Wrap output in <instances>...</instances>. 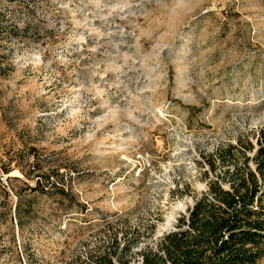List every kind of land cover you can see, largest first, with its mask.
Here are the masks:
<instances>
[{"label":"rangeland","instance_id":"1","mask_svg":"<svg viewBox=\"0 0 264 264\" xmlns=\"http://www.w3.org/2000/svg\"><path fill=\"white\" fill-rule=\"evenodd\" d=\"M0 7V264L73 263L117 221L154 244L196 160L264 126V0Z\"/></svg>","mask_w":264,"mask_h":264},{"label":"trees","instance_id":"2","mask_svg":"<svg viewBox=\"0 0 264 264\" xmlns=\"http://www.w3.org/2000/svg\"><path fill=\"white\" fill-rule=\"evenodd\" d=\"M7 21V11L0 7V27ZM196 163L206 189L179 214L172 230L150 245L141 238L152 237L155 224L109 223L103 238L69 264H256L263 259L264 126L255 143L245 136ZM11 164L2 161V171L9 173Z\"/></svg>","mask_w":264,"mask_h":264},{"label":"water","instance_id":"3","mask_svg":"<svg viewBox=\"0 0 264 264\" xmlns=\"http://www.w3.org/2000/svg\"><path fill=\"white\" fill-rule=\"evenodd\" d=\"M172 229H173V227H172V228L169 227V228L166 230V233L169 232V231L172 230Z\"/></svg>","mask_w":264,"mask_h":264}]
</instances>
